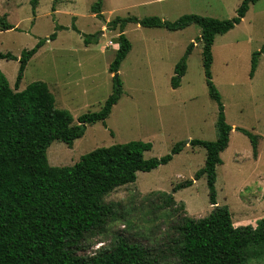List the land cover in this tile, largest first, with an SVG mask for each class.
Segmentation results:
<instances>
[{"label": "rangeland", "instance_id": "obj_1", "mask_svg": "<svg viewBox=\"0 0 264 264\" xmlns=\"http://www.w3.org/2000/svg\"><path fill=\"white\" fill-rule=\"evenodd\" d=\"M97 0H0V17L13 27L0 30V52L19 57L38 40L42 45L27 61L18 88L32 81L44 82L54 106L67 110L75 122L84 112L97 111L110 93L116 29L105 23L118 17L157 16L172 21L183 14L226 19L235 14L241 0H99L100 16L90 11ZM104 21V22H103ZM199 26L169 31L127 23L123 34L130 49L117 75L121 94L111 106L104 124L87 125L82 136L67 146L53 140L45 149L50 166L71 165L79 156L101 146L140 140L150 143L143 157H160L174 143H181L171 159L149 171H137L132 183L119 186L103 199L115 206L116 218L106 232L91 234L77 254L90 256L124 235L155 247L172 234L175 212L159 209L150 192L170 193L188 216L198 218L212 208L203 176L204 149L188 145L189 139L214 140L216 103L209 98L201 64ZM54 34L49 39L50 34ZM84 38L88 43L84 44ZM104 47L102 50L100 47ZM210 79L220 96L225 122L231 126L226 147L215 166L216 205L226 206L234 226L254 225L264 217V0L250 4L231 29L213 38ZM257 52L249 75L250 58ZM184 57L185 71L171 87L173 67ZM18 62L0 59V71L12 87ZM255 136V154L249 138ZM184 180L186 187L172 191ZM246 264H264V256Z\"/></svg>", "mask_w": 264, "mask_h": 264}, {"label": "trees", "instance_id": "obj_2", "mask_svg": "<svg viewBox=\"0 0 264 264\" xmlns=\"http://www.w3.org/2000/svg\"><path fill=\"white\" fill-rule=\"evenodd\" d=\"M256 0H241L235 14L226 19L183 14L172 21L157 16L114 17L105 23L116 29V44L107 71L112 75V88L99 109L76 116L54 106V99L47 85L32 81L18 89L23 69L43 41L21 51L19 57L0 52V59L18 62L12 87L0 71V264H246L250 259L264 256V217L254 225L234 226L224 205H216L214 192L215 166L220 163L219 152L227 145L231 126L224 120L220 96L210 79L213 38L237 24L250 4ZM97 0L90 11L100 16ZM127 23L143 27H162L179 30L189 24L199 26L201 64L207 93L217 106L214 121V140L189 139L188 145L204 149L202 166L193 180L205 179L210 211L198 218L188 216L181 202L170 193L150 192L145 196L155 198L159 209L175 212L171 225L172 234L149 247L124 235H116L112 243L97 249L94 254H77L81 242L91 234L106 232L107 225L116 218L115 206L103 197L113 189L132 183L137 171H149L171 159L182 144L174 143L168 153L160 157H143L150 143L130 140L94 148L79 156L71 165L50 166L45 149L58 140L70 146L82 136L87 125L97 121L104 124L111 106L121 94L117 75L120 62L130 49L123 34ZM13 26L0 17V30ZM54 34L48 36L52 39ZM88 41L84 38V44ZM257 52L250 58L249 75L256 65ZM185 71L184 57L174 64L171 87H176ZM245 134L255 154V136L248 131L234 128ZM192 180H184L172 191L186 187Z\"/></svg>", "mask_w": 264, "mask_h": 264}, {"label": "crops", "instance_id": "obj_3", "mask_svg": "<svg viewBox=\"0 0 264 264\" xmlns=\"http://www.w3.org/2000/svg\"><path fill=\"white\" fill-rule=\"evenodd\" d=\"M104 22V21H103ZM116 47H117V44H116V42H114L113 44H112V49H113V51L115 52V49H116ZM102 50L104 49V47L102 46V47H100ZM105 50V49H104ZM19 89V88H18Z\"/></svg>", "mask_w": 264, "mask_h": 264}]
</instances>
